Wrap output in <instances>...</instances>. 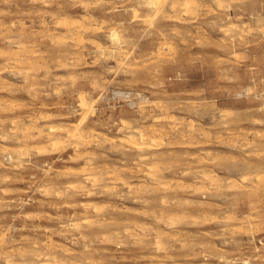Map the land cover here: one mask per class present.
<instances>
[{"label": "rangeland", "instance_id": "obj_1", "mask_svg": "<svg viewBox=\"0 0 264 264\" xmlns=\"http://www.w3.org/2000/svg\"><path fill=\"white\" fill-rule=\"evenodd\" d=\"M173 1L0 0V236L28 251L14 259L37 264L50 240L70 262L264 264V0ZM60 125L90 132L88 146L54 149ZM136 128L142 151L127 140Z\"/></svg>", "mask_w": 264, "mask_h": 264}, {"label": "bare ground", "instance_id": "obj_2", "mask_svg": "<svg viewBox=\"0 0 264 264\" xmlns=\"http://www.w3.org/2000/svg\"><path fill=\"white\" fill-rule=\"evenodd\" d=\"M166 1L167 0H139V3H141V4H143V5H145L146 7H148V8H151V9H158V8H162L161 6H163V4H165L166 3ZM173 1V0H172ZM218 1V0H217ZM222 1V0H221ZM83 2V1H82ZM81 2V3H82ZM177 2V0H175V1H173V2H171V7L172 8H174V7H176V3ZM186 2H188V1H186ZM219 2V1H218ZM47 3V2H46ZM84 3H88V2H84ZM83 5V4H82ZM88 5H89V3H88ZM68 7V6H67ZM187 7H189V6H187ZM186 7V9H188ZM164 8V7H163ZM161 13V12H160ZM87 14V13H86ZM52 15H54V14H52ZM84 15V14H83ZM54 17V16H53ZM73 17V16H72ZM77 17V16H76ZM85 16H83V18H84ZM89 17V16H88ZM43 19V18H42ZM72 19V18H71ZM81 19V18H80ZM87 19V18H86ZM258 19V18H257ZM53 20V19H52ZM55 20H57V19H55ZM60 20H62L61 18H60ZM74 20V19H73ZM83 20V19H82ZM45 21V20H44ZM58 21V20H57ZM84 21V20H83ZM47 22V21H46ZM58 22H60V21H58ZM81 22V21H80ZM80 22H78V24L80 23ZM40 23H42V22H40ZM73 23V22H72ZM77 23V22H76ZM82 23V22H81ZM45 23H43L42 24V27H43V25H44ZM53 24H55V23H53ZM65 26H66V29H67V31H69V33L70 32H74V31H79L80 29H82L83 28V30H84V26L83 25H81V24H71V21L69 22V21H67V20H65V22L63 23ZM85 24V23H84ZM4 25H6V23L4 24ZM56 25H57V23H56ZM88 25V24H87ZM87 25H86V27H85V30L87 29ZM46 27V26H45ZM45 27H44V29H43V31L45 30ZM54 27V26H53ZM88 28H91L90 27V25H88ZM48 29V28H47ZM63 29V28H62ZM8 30H9V28H8ZM50 31V30H49ZM81 31V30H80ZM120 31V30H119ZM234 31V30H233ZM82 32V31H81ZM4 33H6V32H4ZM17 33V32H16ZM25 33V32H24ZM23 33V34H24ZM45 33V32H44ZM79 33V32H78ZM27 34V33H26ZM34 34V33H33ZM80 34V33H79ZM109 34V37H110V39H111V41L112 42H116L117 40H118V33L116 32V30H114V29H112L111 31H110V33H108ZM13 35V34H12ZM21 35V34H20ZM20 35H17V36H20ZM77 35V34H76ZM81 35V34H80ZM83 35V34H82ZM234 35V34H233ZM7 36V35H6ZM78 36V35H77ZM80 37V36H79ZM7 38V37H6ZM18 39V38H17ZM27 39H29V38H27ZM15 40V39H14ZM22 40V39H21ZM10 41H11V39H10ZM9 41V42H10ZM6 42V41H5ZM8 42V43H9ZM13 42V41H12ZM18 42V41H17ZM19 42H20V40H19ZM21 43V42H20ZM19 43V44H20ZM11 44V43H10ZM24 43L22 42V45H23ZM17 45H18V43H17ZM30 47V46H29ZM31 48H32V46H31ZM16 49V48H15ZM33 49V48H32ZM2 49H0V51H1ZM36 50V49H35ZM3 51H4V49H3ZM10 52V51H9ZM19 51H17V53H18ZM31 52V51H30ZM34 52V51H33ZM37 52V51H36ZM1 53H2V51H1ZM21 53H23L22 51H21ZM9 54V53H8ZM65 54V53H64ZM42 56V55H41ZM40 56V57H41ZM42 58V57H41ZM7 60H9L10 58L8 57V58H6ZM23 59V58H22ZM6 60V61H7ZM20 59H18V61H19ZM5 61V60H4ZM15 61V60H14ZM22 61V60H21ZM39 61V60H38ZM62 62V61H61ZM60 63V62H59ZM61 65V64H60ZM26 67V66H25ZM15 68V67H14ZM17 69V68H16ZM25 69V68H24ZM29 69V68H28ZM23 70V69H22ZM25 71V70H24ZM26 72V71H25ZM9 73V72H8ZM27 74V73H26ZM30 73H28V75H29ZM23 75V74H22ZM17 76V75H16ZM23 77H25V75L23 76ZM27 78H29V77H27ZM23 80H25V79H23ZM44 83V82H43ZM39 88V87H38ZM39 90V89H38ZM37 91V90H36ZM21 101V100H20ZM131 103H132V101H131ZM3 105V104H2ZM9 105V104H8ZM41 105V104H40ZM10 106H11V104H10ZM34 107V106H33ZM43 107V106H42ZM141 108V107H140ZM49 113V112H48ZM60 114V113H59ZM41 115V114H40ZM44 115V114H43ZM55 117V116H54ZM143 117V116H142ZM160 117L161 116H159V118H157V117H155L154 119H160ZM169 117H172V116H169ZM173 118V117H172ZM30 119V118H29ZM38 119V118H37ZM163 119V118H162ZM226 119V118H225ZM16 120V119H15ZM12 122H13V119H12ZM55 122V121H54ZM122 122H124V121H122ZM125 122H127V124H129L130 126H131V124L130 123H128V121H125ZM124 122V123H125ZM13 123H15V121L13 122ZM25 123V122H24ZM24 123H22V124H24ZM33 123V122H32ZM38 123V122H37ZM51 123V122H50ZM16 124H17V121H16ZM20 124V123H19ZM19 124H18V126H19ZM28 124H30V123H28ZM61 124V123H60ZM121 124H123V123H121ZM151 124H152V122H151ZM15 125V124H14ZM58 125V124H57ZM174 125V124H173ZM172 125V126H173ZM179 125V124H178ZM190 125H192V124H190ZM194 125V124H193ZM32 126V125H31ZM30 125H29V127H27V122H26V127H25V129H23V128H21L22 130H26V128H30L31 127ZM36 126V125H35ZM55 127H56V125H54ZM54 126H52V125H50L49 126V128L48 129H50V131L51 132H53V131H55V129L56 128H54ZM61 126V125H60ZM63 126H65V128L63 127ZM63 126H61L62 128L60 129V127L57 129L58 130V132L57 133H55L54 135H52L51 133V137H49L50 138V143L52 144V147L54 148V149H59V148H64V146H66V143H68L69 141L71 142V141H73L74 142V144H72V146L73 145H75V149L76 150H78V151H74V152H79V149H78V146L80 145V144H86L87 142H89L88 141V137L90 136V132L89 133H87V132H84V130L82 129V130H78L79 128H77V126H74V127H72V128H69V127H66V125H63ZM123 126H124V124H123ZM122 126V127H123ZM141 126V125H140ZM153 127H154V125H152ZM177 126V125H176ZM20 127H22V125L20 126ZM24 127V126H23ZM32 127H34V126H32ZM31 127V128H32ZM121 127V128H122ZM125 127H126V125H125ZM16 128V127H15ZM34 128H36V127H34ZM33 128V129H34ZM41 128V127H40ZM68 128V129H67ZM120 128V129H121ZM124 128V127H123ZM141 128V127H140ZM191 128V127H190ZM32 129V130H33ZM42 129H43V127H42ZM133 129H135L134 127H133ZM137 129V128H136ZM193 129V128H192ZM191 129V130H192ZM13 130V129H12ZM30 130V129H29ZM47 130V129H46ZM130 130H132V129H130ZM173 130V129H172ZM190 130V129H189ZM19 131V130H18ZM40 131V130H39ZM128 131V130H127ZM40 132H42V131H40ZM39 132V133H40ZM188 132H190V131H188ZM21 133H22V131H21ZM35 133V132H34ZM37 133V132H36ZM181 133V132H180ZM49 134V133H48ZM128 134V137H127V140L129 141V142H133L134 143V146L135 147H137L138 149H141V151H142V149L144 148L145 149V147H143V144L145 143L143 140L145 139V137H146V131L143 129V130H138L137 129V131L136 130H133V131H129V133H127ZM149 134V133H148ZM147 134V135H148ZM162 134V133H161ZM167 134V133H166ZM20 135H22V134H20ZM36 135H38V133L36 134ZM124 135H126V134H124ZM135 135H137L138 137H137V140L135 139ZM46 136V135H45ZM99 136V135H98ZM19 137V136H18ZM94 137V136H93ZM114 137V136H113ZM126 137V136H125ZM2 138V137H1ZM20 138V137H19ZM24 138V137H23ZM48 138V139H49ZM99 138V137H98ZM103 138V137H102ZM101 138V139H102ZM108 138V137H107ZM122 138H124V136L122 137ZM151 138V137H150ZM155 139H156V137H154ZM161 138V137H160ZM44 139H47V138H44ZM97 139V138H96ZM101 139H99V140H101ZM158 140H159V137L157 138ZM156 139V140H157ZM17 140V139H16ZM104 140V139H103ZM108 141H109V139H107ZM118 140H122V141H124V139H118ZM146 140V139H145ZM157 140V141H158ZM164 140H166V139H164ZM49 141V140H48ZM90 141H91V139H90ZM93 141V140H92ZM111 141V140H110ZM115 141V140H114ZM127 141V142H128ZM148 141V140H147ZM160 141V140H159ZM248 141V140H247ZM44 142V141H43ZM43 142H41V143H43ZM103 142V141H102ZM124 142H126V140L124 141ZM126 142V143H127ZM128 142V143H129ZM151 142V141H150ZM45 143V142H44ZM113 143V142H112ZM112 143H110V144H112ZM98 144H99V142H98ZM116 144V142L115 143H113V146ZM148 145H150L149 143H147ZM155 144H157V143H155L154 142V146H155ZM166 144H168L167 142H166ZM39 145V144H38ZM37 145V146H38ZM117 145V144H116ZM128 145V144H127ZM152 145V144H151ZM36 146V145H35ZM70 146V145H69ZM68 145H67V147H69ZM86 146H88L87 144H86ZM120 146H121V143H120ZM169 146V145H168ZM174 146V145H173ZM110 147H111V145H110ZM117 147V146H116ZM120 148H122V147H120ZM124 148V147H123ZM136 148V149H137ZM151 148V147H150ZM153 148V147H152ZM155 148V147H154ZM91 149V148H90ZM113 149V148H112ZM119 149V148H118ZM126 150V149H125ZM130 150V149H129ZM82 151V150H81ZM80 151V152H81ZM87 151V150H86ZM89 151V153H90V150H88ZM119 151V150H118ZM122 151V150H121ZM128 151V150H127ZM145 150H143V152H144ZM150 151V150H149ZM148 151V152H149ZM13 152V151H12ZM79 152V153H80ZM124 152V151H123ZM139 152H140V150H139ZM142 152V153H143ZM14 153V152H13ZM16 153V152H15ZM88 152H86L85 154H87ZM97 153V152H96ZM122 153V152H121ZM128 153V152H127ZM145 153V155L147 154L146 152H144ZM152 153V152H151ZM200 153V152H199ZM83 154V153H82ZM123 155H124V153H122ZM8 155V154H7ZM18 155V154H17ZM21 155V154H20ZM19 155V156H20ZM78 155V154H77ZM91 155V154H90ZM137 155V154H136ZM144 155V154H143ZM202 155V154H201ZM82 155L80 154L79 155V157H81ZM95 156V155H94ZM10 157L11 156H9V159H10ZM77 157V156H76ZM76 157L74 158V159H76ZM84 157V156H83ZM86 157V156H85ZM145 157V156H144ZM143 157V158H144ZM149 157V156H148ZM154 157V156H153ZM104 158V157H103ZM133 158V157H132ZM139 158V157H138ZM150 158V157H149ZM78 159H80V158H78ZM145 159V158H144ZM148 159V158H147ZM18 160V159H17ZM91 160V159H90ZM89 160V161H90ZM141 160H143L142 158H141ZM141 160H140V162H141ZM150 160V159H149ZM155 160V159H154ZM92 161V160H91ZM96 161V160H95ZM124 161V160H123ZM146 160H144V162H145ZM156 161H158V159L156 160ZM9 162V161H8ZM103 162H105L104 160H103ZM103 162H101L102 163V165L103 164H105V163H103ZM139 161H138V163H140ZM90 163H93V162H90ZM108 163H109V161H108ZM136 163V162H135ZM141 163H143V162H141ZM89 164V163H88ZM121 164V163H120ZM122 164H125V163H122ZM31 165V164H30ZM92 165V164H91ZM90 165V167H92ZM106 165V164H105ZM113 165V164H112ZM255 165V164H254ZM38 166V165H37ZM108 166V165H107ZM106 166V167H107ZM110 166V165H109ZM117 166V165H116ZM123 166V165H122ZM153 166H154V164H153ZM152 166V169H153V172H155L154 171V168L155 167H158L157 165L155 166V167H153ZM6 167V166H5ZM115 167V166H114ZM118 167V166H117ZM120 167H121V165H120ZM124 167V166H123ZM127 168H128V166H126ZM108 168V167H107ZM116 168V167H115ZM122 168V167H121ZM139 168V167H138ZM110 169V168H109ZM119 169V168H118ZM122 169H126L125 167L124 168H122ZM130 169V168H129ZM132 169V168H131ZM157 168H155V170H156ZM102 170V169H101ZM101 170H100V173H101ZM134 170H136V169H134ZM158 170H159V168H158ZM202 170H204V169H202ZM46 171V170H45ZM140 171V170H139ZM138 170H137V172H139ZM150 171H152V170H150ZM167 171V170H166ZM176 171V170H175ZM187 171V170H186ZM73 172V171H72ZM85 173L87 172V171H84ZM84 172H82V173H84ZM114 172V173H113ZM112 173H113V175L114 176H116V174H117V176H120V175H118V173H116L115 174V171H113ZM116 172H118V171H116ZM161 172V171H160ZM163 172V171H162ZM203 172V171H202ZM76 173V172H75ZM100 173H98V174H100ZM112 173H110L111 175H112ZM132 173V172H131ZM141 173V172H140ZM143 173V172H142ZM145 173V172H144ZM150 173V172H149ZM148 173V175L150 176L151 174H152V172H151V174H149ZM156 173V172H155ZM200 173V172H199ZM204 173V172H203ZM206 173V172H205ZM204 173V175H205V177L207 178V177H211V176H213V175H210V173H208L209 175H206ZM249 173V172H248ZM86 174H89V173H86ZM93 174V173H92ZM97 174V175H98ZM108 174V173H107ZM106 174V175H107ZM110 174H108V176L110 175ZM145 174H147V170H146V173ZM163 174V173H162ZM96 175V176H97ZM124 175H126V174H124ZM142 175V174H141ZM200 175V174H199ZM202 175V174H201ZM246 175V174H245ZM93 176V175H92ZM96 176H94V179L95 178H97ZM100 176H102V175H100ZM123 176V175H122ZM149 176H146L145 175V177H149ZM203 176V175H202ZM242 176V175H241ZM87 177V176H86ZM89 177V176H88ZM87 177V178H88ZM125 177V176H124ZM138 177H139V175H138ZM152 177H154V174H153V176ZM164 177V176H163ZM162 177V178H163ZM174 177V176H173ZM204 177V178H205ZM89 178H91V176L89 177ZM88 178V179H89ZM101 178H103V177H101ZM130 178V177H129ZM159 178H161V177H159ZM158 178V176L157 177H154V179H155V183L156 182H161V181H157V179H159ZM166 178L167 177H165V179H164V181H166ZM245 178H248V177H245L244 175L242 176V179L241 180H243V181H246L245 180ZM94 179H92V181L94 180ZM113 179V178H112ZM114 179H115V177H114ZM119 179V178H118ZM124 180H125V178H123ZM146 178H144V180H145ZM167 179H170V178H167ZM214 179H215V177H214ZM249 179V178H248ZM97 180V179H96ZM96 180H94V181H96ZM117 180V179H116ZM124 180H120L122 183H123V181ZM128 180V179H127ZM151 181H153L152 179H150ZM149 180V181H150ZM160 180V179H159ZM162 180V179H161ZM172 180V179H171ZM180 180V179H179ZM208 180H210V178L208 179ZM213 179H211V181H212ZM108 181V180H107ZM110 181V180H109ZM138 181V180H137ZM163 181V180H162ZM173 182H174V180H172ZM171 181V182H172ZM176 181V180H175ZM49 182V181H48ZM112 182V181H111ZM114 182H115V180H114ZM117 183L119 182V180L118 181H116ZM125 182V181H124ZM134 182V181H133ZM145 182H146V184H147V181L145 180ZM168 182V181H167ZM166 182V183H167ZM172 182V183H173ZM180 182V181H179ZM184 182V180L183 181H181V183L183 184V186H185V185H187L186 183H183ZM215 182V181H214ZM228 182V181H227ZM93 183V182H92ZM126 183H131V182H126ZM139 184L141 183L140 181L138 182ZM143 183V182H142ZM148 183H150V182H148ZM155 183H153V184H155ZM158 183V185H156V187H155V185L153 186L152 184V187H155V188H157V187H160L159 184ZM165 183V182H164ZM164 183H162V185L161 186H163L164 187ZM169 183L170 182H168L167 184H168V186H169ZM189 183V182H188ZM116 184V183H115ZM157 184V183H156ZM164 184V185H163ZM174 184H176L175 182H174ZM185 184V185H184ZM228 184V183H227ZM48 185V184H47ZM92 185H94V183L92 184ZM112 185V184H111ZM125 186H126V184H124ZM128 185V184H127ZM135 185V184H134ZM134 185H129V188H131L132 186H134ZM151 185H149V186H151ZM173 185V184H172ZM179 185V184H178ZM181 185V184H180ZM190 184H188V186H189ZM194 185V184H193ZM230 185V184H229ZM73 186V185H72ZM85 186V185H84ZM83 186V187H84ZM106 186H109V184H107ZM115 187H116V185H114ZM113 186V187H114ZM138 186H140V185H138ZM143 186H144V184H143ZM146 186V185H145ZM149 186H148V188H149ZM166 186V185H165ZM191 187H192V185H190ZM194 186H196V185H194ZM103 187H105V186H103ZM112 186H111V189L113 188ZM114 187V188H115ZM178 187V186H177ZM182 187V186H181ZM232 187V186H231ZM43 188V187H42ZM81 188V187H80ZM93 188V187H92ZM126 188V187H125ZM128 188V189H129ZM139 188H142V187H139ZM138 188V189H139ZM144 188V190H145V188L146 187H143ZM166 188V187H165ZM168 188H170V187H168ZM175 188H176V186H175ZM179 188V187H178ZM196 188V187H195ZM211 188V187H210ZM73 189V188H72ZM82 189H84V188H82ZM81 189V190H82ZM106 189V188H105ZM108 189H110V188H108ZM136 189V188H135ZM147 189V188H146ZM158 189V188H157ZM198 189V188H197ZM78 190V189H77ZM115 189H113V191L112 190H110L111 192V194H112V192L114 193V192H116V191H114ZM126 190V189H125ZM141 190V189H140ZM144 190L142 189L141 191L142 192H144ZM156 190V189H155ZM155 190H154V192H155ZM162 190V189H161ZM165 190V189H164ZM163 190V191H164ZM167 190V189H166ZM173 190V189H172ZM176 190V189H175ZM212 190V189H211ZM58 191V190H57ZM90 190H88V192H89ZM105 191V190H104ZM108 191V190H107ZM106 191V192H107ZM129 191V190H128ZM139 191V190H138ZM148 191V190H147ZM151 191H153V190H151ZM151 191H149V192H151ZM160 191V190H159ZM158 191V192H159ZM169 191V190H168ZM182 191V190H181ZM41 192V191H40ZM87 192V193H88ZM93 192V191H92ZM122 192V191H121ZM172 192H174V191H172ZM172 192H170V193H172ZM56 193V192H55ZM61 193V192H60ZM60 193H57V195L58 194H60ZM101 193H102V191H101ZM101 193H99V195L101 194ZM107 193H109V192H107ZM118 193H120V191H118ZM118 193H116V194H118ZM148 193V192H147ZM147 193H146V195H147ZM152 193V192H151ZM157 193V192H156ZM42 194H44V193H42ZM88 194H90V193H88ZM92 194V193H91ZM93 194H94V192H93ZM111 194H110V196H111ZM115 194V195H116ZM123 193H121V195H122ZM125 194V193H124ZM131 194H132V192H131ZM130 194V195H131ZM137 194H139L140 195V193H137ZM136 194V197H138L139 195H137ZM167 194V193H166ZM173 194V193H172ZM171 194V195H172ZM175 194H177V193H175ZM61 195V194H60ZM105 195V194H104ZM107 195V194H106ZM105 195V196H106ZM115 195H113V198H114V196ZM120 195V196H121ZM129 195V196H130ZM134 195V194H133ZM152 195V194H151ZM150 195V196H151ZM158 195H160V194H158ZM164 195H165V192H164ZM170 195V194H169ZM170 195V196H171ZM225 195V194H224ZM87 196H89V195H87ZM109 196V195H108ZM118 196H119V194H118ZM123 196V195H122ZM141 196V195H140ZM140 196H139V198H140ZM148 196V195H147ZM112 197V196H111ZM134 197H135V195H134ZM143 197V196H142ZM142 197L140 198V199H142ZM160 198H161V196H159ZM162 197H164V196H162ZM221 197V196H220ZM122 198V197H121ZM150 198V197H149ZM148 198V199H149ZM153 198V197H152ZM158 198V197H157ZM166 198L168 199V197H165V199H163L160 203H164L163 201L165 200V203L168 201H166ZM171 198V197H170ZM169 198V199H170ZM174 198V197H173ZM84 199V198H83ZM109 199V198H108ZM134 199V198H133ZM139 199V200H140ZM147 199V201L148 202H144L143 200H144V198H143V202L144 203H150L149 201L150 200H148ZM154 199V198H153ZM156 199V198H155ZM203 199V198H202ZM136 200V199H135ZM172 200V199H171ZM176 200H177V197H176ZM187 200V199H186ZM102 201V200H101ZM141 201V202H142ZM159 201V200H158ZM155 202V201H154ZM84 203V202H83ZM83 203H81V204H83ZM88 203V202H87ZM92 203V205H93V202H90L89 204H91ZM178 203V202H177ZM192 202H190V204H191ZM221 203V202H220ZM54 204V203H53ZM140 204H142V203H140ZM151 204H152V202H151ZM159 204V203H158ZM167 204V203H166ZM189 204V203H188ZM161 205V204H160ZM164 205V204H163ZM173 205H174V203H173ZM89 206V205H88ZM94 206H96L95 204H94ZM151 206H154V205H151ZM169 206H170V204H169ZM172 206V205H171ZM53 207V206H52ZM97 207V206H96ZM99 207V206H98ZM258 207V206H257ZM133 208V207H132ZM149 208V207H148ZM147 208V209H148ZM96 208L94 207L93 208V210L94 211H97V212H99L100 211V209L98 208V210L96 209ZM101 211H102V209H101ZM117 212V211H116ZM143 212H145V211H143ZM146 213H147V211H146ZM73 214V213H72ZM132 214V213H131ZM154 214V216H155V213H153ZM193 215V214H192ZM153 216V215H152ZM157 216V215H156ZM162 216V215H161ZM171 216V215H170ZM130 217V216H129ZM148 217V216H147ZM245 217V216H244ZM149 218V217H148ZM156 218V217H155ZM167 218H168V216H167ZM96 219V218H95ZM158 219H159V217H158ZM160 219H162V218H160ZM174 219V218H173ZM170 220V219H169ZM72 222V221H71ZM77 222V221H76ZM75 222V223H76ZM84 222H86V221H84ZM136 222V221H135ZM164 222H166V221H164ZM174 222V221H173ZM98 223V222H97ZM134 224V223H133ZM137 224V223H136ZM168 224H169V222H168ZM72 225H77V224H72ZM139 225V224H138ZM142 225V224H141ZM140 225V226H141ZM165 225V224H164ZM172 224H170V226H171ZM176 225V224H175ZM174 225V226H175ZM167 226V225H166ZM142 227V226H141ZM141 227H139V228H141ZM145 227V226H144ZM143 227V228H144ZM146 227H148L149 228V226H146ZM40 228V227H39ZM132 228V227H131ZM152 228V227H151ZM49 229V228H48ZM115 229V228H114ZM118 228H116V230H117ZM127 229V228H126ZM126 229H124L125 231H126ZM128 229H129V226H128ZM134 229V228H133ZM153 229H154V227H153ZM165 229V228H164ZM174 229V228H173ZM176 229H178V228H176ZM119 230V229H118ZM136 230V229H135ZM141 230H143V229H141ZM144 230H146V229H144ZM66 231L67 230H65V233H66ZM96 231H98V230H96ZM100 231V230H99ZM124 231V232H125ZM127 231H129V230H127ZM131 231V230H130ZM134 231V230H133ZM139 231V230H138ZM149 231H150V229H149ZM165 231V230H164ZM183 231V230H182ZM63 232V231H62ZM111 232H112V229H111ZM116 232V231H115ZM148 232V231H147ZM147 232H145V233H147ZM157 232V231H156ZM160 232V231H159ZM31 233V232H30ZM103 233V232H102ZM109 233V232H108ZM113 233V232H112ZM111 233V234H112ZM127 233V232H126ZM135 233L137 234L138 232H136L135 231ZM142 233H143V236H145V235H147V234H144V231H142ZM150 233V232H149ZM181 233V232H180ZM33 234V233H32ZM101 234V233H100ZM106 235V233H103V236H105ZM110 234V233H109ZM109 234H108V237L110 238V239H112V237H111V235L109 236ZM118 234V232H116V235ZM130 234V233H129ZM135 234V235H136ZM141 234V233H140ZM164 233H162L161 234V236L163 235ZM168 234V233H167ZM127 235H128V233H127ZM142 235V234H141ZM29 236H31V235H29ZM51 236V235H50ZM98 236V235H97ZM107 236V235H106ZM140 235H139V233H138V236H137V238L139 237ZM1 238H0V250L1 251H4L3 253H4V264H26V263H24V261H19V259L18 260H16V259H14V256L17 258L18 256H16L15 254L16 253H19V251L21 250V252H22V254H23V252H26V251H24V248H23V250L21 249V248H12V249H8V248H6L5 247V245H4V247H2V244H6V242L4 241V243H2L3 242V239H4V237L2 238V236H0ZM26 237V236H25ZM117 237H118V235H117ZM117 237H115V238H117ZM142 237V236H141ZM158 237V236H157ZM163 237V236H162ZM14 238V237H13ZM27 238H28V235H27ZM104 238V237H103ZM106 238V237H105ZM109 238H107L106 240H109ZM134 238H136V236L134 237ZM159 238V237H158ZM157 238V243H158V239ZM20 239V238H19ZM35 239V238H34ZM38 239V238H37ZM48 239H49V237H48ZM51 239V238H50ZM140 239V238H139ZM148 239V238H147ZM156 239V238H155ZM7 240V239H6ZM23 240H24V238H23ZM102 240V239H101ZM113 240H115L114 239V236H113ZM134 240V239H133ZM142 240V239H141ZM141 240H139V242L141 241ZM10 241V240H9ZM15 241H17V239L15 240ZM19 241V240H18ZM37 241V240H36ZM56 241V240H55ZM96 241V240H95ZM134 241H136V240H134ZM143 241V240H142ZM168 241V240H167ZM179 241V240H178ZM42 242V241H41ZM104 242V241H103ZM106 242V241H105ZM144 242V241H143ZM14 243H17V242H14ZM26 243V242H25ZM31 243V242H30ZM60 243V242H59ZM116 243V242H115ZM182 243V242H181ZM187 243V242H186ZM32 244V243H31ZM42 244H43V247L45 248V249H36L34 252H35V257L38 259L37 260V264H92L90 261H85L84 263H82V262H76V261H73V262H70V261H68V260H65L63 257H60V255H58L57 254V252H55V251H52V249L54 248V244H52L51 242H50V240L48 241H43L42 242ZM61 244V243H60ZM161 244V243H160ZM11 245V244H10ZM33 245H35V243H33ZM170 245V244H169ZM186 245V244H185ZM9 246V245H8ZM55 246H57L56 244H55ZM61 246V245H60ZM160 246V245H159ZM183 246V245H182ZM34 247V246H33ZM85 247H86V250L88 249V250H90L89 248H87L88 246L85 244ZM91 247V246H90ZM168 247V246H167ZM58 248V247H57ZM173 248V247H172ZM219 248V247H218ZM26 249V248H25ZM71 249H73V248H71ZM157 249H158V246H157ZM257 249V248H256ZM62 252H64V254H72L73 253V251H74V249L72 250V253H70L71 251L69 250V248H67L66 246L65 247H61V249H60ZM76 251V250H75ZM155 251V250H154ZM28 252V251H27ZM26 252V253H27ZM31 253H32V251H30ZM25 253V254H26ZM75 253V252H74ZM88 253V252H87ZM89 253H91V252H89ZM163 253V252H162ZM169 253V252H168ZM21 253H20V255H22ZM24 254V255H25ZM28 254V253H27ZM33 254V253H32ZM62 254V253H61ZM133 254V253H132ZM2 254H1V252H0V256H1ZM68 255L65 257V258H68ZM91 255V254H90ZM74 256H75V254H74ZM78 256H79V254H78ZM78 256H77V258H76V256H75V259H78ZM87 256V255H86ZM92 256V255H91ZM111 256V255H110ZM1 257H3V256H1ZM25 256H23L22 258H24ZM31 257V256H30ZM70 257V256H69ZM81 257H83V256H81ZM21 258V259H22ZM27 257H25V259H26ZM32 258H34V257H32ZM71 258H72V255H71ZM3 259V258H2ZM2 259H0V261L2 260ZM28 259V258H27ZM26 259V260H27ZM29 260H32L31 258L30 259H28V261ZM34 260V259H33ZM89 260V259H88ZM229 260V259H228ZM84 261V260H83ZM155 261V260H154ZM30 262H33V261H30ZM29 263V262H28ZM151 264V263H150Z\"/></svg>", "mask_w": 264, "mask_h": 264}]
</instances>
